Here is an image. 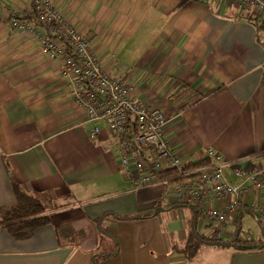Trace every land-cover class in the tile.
Wrapping results in <instances>:
<instances>
[{
	"label": "crops",
	"instance_id": "obj_1",
	"mask_svg": "<svg viewBox=\"0 0 264 264\" xmlns=\"http://www.w3.org/2000/svg\"><path fill=\"white\" fill-rule=\"evenodd\" d=\"M52 2L111 75L167 114L166 135L185 161L213 148L225 181L242 187L250 181L233 164L260 170L262 187L242 195L219 236L241 223V238L264 240V27L255 15L226 0ZM27 6L0 0V206L14 204L17 185L41 200L49 222L22 239L0 226V264H264L261 246L201 242L188 255L190 234L216 227L158 184L134 188L108 131L91 134L61 61L32 32L10 26L11 13ZM249 218L258 230L245 235Z\"/></svg>",
	"mask_w": 264,
	"mask_h": 264
},
{
	"label": "built area",
	"instance_id": "obj_2",
	"mask_svg": "<svg viewBox=\"0 0 264 264\" xmlns=\"http://www.w3.org/2000/svg\"><path fill=\"white\" fill-rule=\"evenodd\" d=\"M226 1L255 15L264 27V0ZM29 21L46 27L48 33L37 31ZM9 23L12 28L32 32L42 51L61 61L63 70L73 77L75 103L94 123L91 134L108 131L114 139L121 169L134 188L162 186L175 202L191 206L204 222L214 225L219 235L242 206V195L262 187L260 170L239 164H233L235 174L245 177L250 185L242 187L225 181L224 158L213 148L206 149L202 164H197L198 160L185 161L166 135L167 114L158 106L140 103L130 83L111 75L97 59L86 35L72 25L52 0H28L27 8L11 13ZM168 169L176 175L160 178L159 173ZM220 198L227 199L223 206L208 204Z\"/></svg>",
	"mask_w": 264,
	"mask_h": 264
},
{
	"label": "trees",
	"instance_id": "obj_3",
	"mask_svg": "<svg viewBox=\"0 0 264 264\" xmlns=\"http://www.w3.org/2000/svg\"><path fill=\"white\" fill-rule=\"evenodd\" d=\"M204 162L205 159H201L197 161V164H202ZM175 175L176 172L173 171V169H168L159 173L160 178H171ZM14 192L16 195L14 204L0 206V226L4 227L16 239L27 238L37 227L49 222V217L44 214L46 207L40 199L26 193L17 185L14 186ZM258 218L260 217L258 216ZM259 220L264 221V212ZM240 225L241 223L238 224L236 229L227 238L220 237L216 232L210 236H205L198 232L191 233L188 238V255L192 256L198 247L197 245L201 242L219 246H233L236 249L264 247L263 239L258 240L254 238L250 240L241 238L240 231L242 227ZM60 231L62 233L65 231V234L69 231L72 232V230L66 226H62Z\"/></svg>",
	"mask_w": 264,
	"mask_h": 264
},
{
	"label": "rangeland",
	"instance_id": "obj_4",
	"mask_svg": "<svg viewBox=\"0 0 264 264\" xmlns=\"http://www.w3.org/2000/svg\"><path fill=\"white\" fill-rule=\"evenodd\" d=\"M170 189V188H169ZM197 220H200V222L204 221L202 218L197 217ZM258 225L256 221H253L251 218L243 222V233L247 235V233L250 231V233H257Z\"/></svg>",
	"mask_w": 264,
	"mask_h": 264
}]
</instances>
